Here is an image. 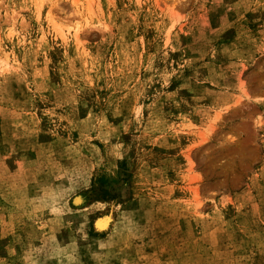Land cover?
Wrapping results in <instances>:
<instances>
[{
	"label": "rangeland",
	"instance_id": "1",
	"mask_svg": "<svg viewBox=\"0 0 264 264\" xmlns=\"http://www.w3.org/2000/svg\"><path fill=\"white\" fill-rule=\"evenodd\" d=\"M0 264H264V0H0Z\"/></svg>",
	"mask_w": 264,
	"mask_h": 264
},
{
	"label": "bare ground",
	"instance_id": "2",
	"mask_svg": "<svg viewBox=\"0 0 264 264\" xmlns=\"http://www.w3.org/2000/svg\"><path fill=\"white\" fill-rule=\"evenodd\" d=\"M100 224H105L106 220L105 219H102V220H99Z\"/></svg>",
	"mask_w": 264,
	"mask_h": 264
}]
</instances>
